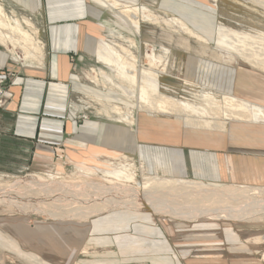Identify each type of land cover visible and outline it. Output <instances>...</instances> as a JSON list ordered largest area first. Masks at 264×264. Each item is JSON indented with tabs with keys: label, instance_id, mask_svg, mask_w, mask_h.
Masks as SVG:
<instances>
[{
	"label": "crops",
	"instance_id": "crops-1",
	"mask_svg": "<svg viewBox=\"0 0 264 264\" xmlns=\"http://www.w3.org/2000/svg\"><path fill=\"white\" fill-rule=\"evenodd\" d=\"M2 1L38 19L42 54L41 61L32 58L25 63L0 44V87L10 94L0 106V191L10 184L5 189L9 201H18L0 206V264H264V244L252 240L264 235L256 220L208 215L180 219L127 205L107 206L85 218L64 216L69 206L64 193L57 190L48 197L44 184L58 187L65 177L73 184L88 181L108 188L105 200L120 199L113 189L118 182L104 175L120 164L141 167L149 176L214 188L264 189V119H228L224 127L199 128L173 115L140 110L120 88L104 87L94 77L99 71L113 73L97 59L98 43L109 39L106 33L115 15L111 10L94 0ZM118 1L179 18L205 40L202 48L182 34V42L190 46L186 50L182 42L176 43V32L168 33L167 71L174 74L172 79L178 80V74L183 82L187 79L264 109V71L217 45L221 28L227 30L220 8L242 13L239 8L223 0ZM224 21L234 33L233 25ZM124 24L120 20L115 27L120 30ZM157 41L152 43L161 38ZM191 42L200 48L197 53L211 60L193 54ZM177 47L184 48L180 56ZM109 105L121 107L134 121L119 119ZM89 199L79 206L91 209L105 201Z\"/></svg>",
	"mask_w": 264,
	"mask_h": 264
},
{
	"label": "bare ground",
	"instance_id": "bare-ground-1",
	"mask_svg": "<svg viewBox=\"0 0 264 264\" xmlns=\"http://www.w3.org/2000/svg\"><path fill=\"white\" fill-rule=\"evenodd\" d=\"M94 1L117 15L121 21H124L133 30L134 35H140L141 22L151 21L152 23H156L158 20L161 21V19H152L151 17L153 14L147 9L121 3L118 0ZM227 1L230 4V8H239L242 13H236L231 9L225 8L220 11V15L230 19L236 27L241 28V31L247 29V33L252 37H227V39H225V44L241 58L260 67L264 71V12L256 9L257 7H254V5H251V0ZM254 1L260 3L258 0ZM260 4L264 5V3ZM162 20L163 23H168L164 25H167L172 32L185 33L199 42H205L201 36L189 29L181 19L174 16L164 19L163 16ZM25 27H27V29ZM38 36V30L34 28L28 18L22 17L19 19L13 16H7L0 3V44L12 52L14 59L17 61H24L25 63L32 58L41 61L42 44ZM124 41L127 42L129 46L136 44L135 39L131 37L124 39ZM146 43V41L143 42L145 47ZM184 47H187V45ZM160 48L159 46L156 50L161 54H165L164 50ZM17 50L21 51V55L18 56L16 54ZM153 54L154 50H151V53L146 52L145 56L148 60L146 63L141 64V62H138V58L130 52L129 48L114 43L110 45L103 41V46L101 44L98 45L97 59L111 68L115 75L112 74V76H108L103 71H99V73L96 72V75H94L96 82L105 84L104 87L107 88H120L124 94L136 101L140 110L167 113L168 115H173L182 120L183 123L188 126L199 128L212 126L224 127L228 119H264V109L261 107L249 106L244 101L231 95L221 93L220 91L202 85H196L189 81H184L180 87L175 88L182 92V96L191 98V101H181L175 97L161 94L159 92L161 89L165 90L168 88H166L164 83L158 82V79L162 78L163 74L155 70L156 65L153 62ZM146 64L148 65L147 67L145 66ZM151 78L153 80H151ZM125 82L133 84L135 89L129 88ZM109 109L111 112L116 113L119 119L123 121L129 123L134 121L133 117L130 116L131 114H124L119 106L111 105ZM111 175L115 178L124 177L129 181L134 180L141 186V190H137L129 185L115 184L113 189L118 195L121 194L119 195L120 199H114L115 195L113 196V194L110 193L114 198L109 196L110 199H112H106V201L104 199V193L108 188L105 189V187L100 184L93 185L88 181L87 183H84L85 181L83 182L86 185H83V183L73 184L62 182V184L54 188L49 187L48 184H44V187L43 185L41 187L48 190V197L53 193H59L58 191L64 193V199L65 202H67L66 206L69 205L62 211L65 217L85 218L89 216L90 213H97L100 209H107V206L127 205L132 208L148 207L156 213L180 219H194L203 215L248 221L264 219V189L261 188L236 186L214 188L195 181L164 178L161 176L153 177L144 173L141 167L138 169L133 164H120L115 166ZM20 181L18 180L17 182ZM24 182L26 181H23V183ZM16 183H14V187ZM8 185L10 186V184ZM30 185H32V183ZM8 187L6 188L5 186V189L8 190ZM22 187L21 184V188ZM111 187H109L110 190L112 189ZM89 189L93 190V193H90L91 190L89 191ZM16 190H18L17 187ZM7 193L0 191V204H8V202L12 204L13 199L9 201V195L7 196ZM82 197H89L92 200L94 198L98 200L104 199L105 201L102 202L101 205L99 204V207L89 209L83 205L89 203L91 200ZM26 200L28 201V198ZM52 200L54 201V199ZM180 200L181 202H179ZM44 201L42 203H44ZM16 202L13 201L14 204H16ZM20 202L22 203V201ZM79 203L84 204L79 206ZM32 204L34 205V203ZM75 205L77 206L75 207ZM252 240L257 244H264V235H256L252 237Z\"/></svg>",
	"mask_w": 264,
	"mask_h": 264
},
{
	"label": "rangeland",
	"instance_id": "rangeland-1",
	"mask_svg": "<svg viewBox=\"0 0 264 264\" xmlns=\"http://www.w3.org/2000/svg\"><path fill=\"white\" fill-rule=\"evenodd\" d=\"M223 1H226V2H228L227 0H223ZM230 1V0H229ZM252 2L250 3L251 5H254V7H255V5H260V8H262L261 9V11H263L264 12V8H263V6L264 5H261L260 3H262L260 0H258L260 3H257V2H255V1H253V0H251ZM0 3L2 4V7H3V9H4V12L6 13V15L7 16H10V17H17V18H19V19H21L22 17H26V18H28L29 20H30V22L32 23V25L34 26V28L36 29V30H38L39 31V21H38V19H36V18H33L32 16H30V15H28V14H26L24 11H21V10H15V9H11V8H9L6 4H4V2L2 1V0H0ZM213 3V2H212ZM215 3H217V2H215ZM138 7V6H137ZM222 9H225V8H220V10L219 11H221ZM258 10H260V9H258ZM150 12H152V14H153V16L151 17L152 19H161V21L160 20H158V22H156V23H152L151 21H146V22H143L142 24H141V26H140V35H134V32H133V30L124 22V21H122V22H124L125 24V27H123V28H121L120 30L118 29L119 28V26H117L118 28H116L115 26H116V23H118L119 24V22H120V20H119V18H118V16L116 15H111V17H110V23L111 24H109L110 26L108 27L109 28V30L107 31V33L106 34H109V39H106V38H102L101 40H100V43H98V44H101L102 46H103V41L104 42H106V43H108V44H118V45H120V46H124V47H127V48H129V50H130V52H132L133 54H135L137 57L136 58H138V60L141 62V64L143 63H146L147 62V58H146V56H145V53L148 51V49L150 48V52L149 53H151V50H154V54L152 55L153 56V58H154V63H155V65H156V71L157 72H161L162 74H163V76H162V78H159L158 79V82H161V83H164L165 84V86H166V88H168V89H161V91H159L161 94H163V95H166V96H171V97H175V98H177V99H180L181 101H191L192 99L191 98H189V97H184V96H182V92L179 90V89H177V88H175V87H180L181 85H182V83H184L182 80V78H180L181 76H179L178 74L177 75H175V76H177L178 77V80H176V78L175 79H172V75H174V74H169V72L167 71V69H168V54H169V50H170V47H171V40L170 39H168V33H170V31L171 30H169V28H168V26L167 25H164V24H168V23H163V20H162V17L163 16H160V15H157V14H159L157 11H154V10H149ZM156 13H154V12ZM217 12V11H216ZM13 13V14H12ZM170 16H164V19H167V18H169ZM118 18V19H117ZM222 18L224 19V20H227L228 22H230L231 23V25H233V27L235 28V32L233 33V28L230 26V25H228L224 20L222 21V26L223 27H225L227 30H229L230 29V33H233V34H230L227 30L225 31V30H223V28H221V30H220V35H221V37L219 38V40L217 41V45L218 46H222V47H225V48H227V49H229V50H231V51H233L231 48H229L226 44H225V39H227V37H237V36H244V37H247V38H250V37H252L249 33H247V29H245V30H242L241 31V28L240 27H236V25L230 20V19H227V17H223L222 16ZM152 23V24H151ZM153 24H155V25H153ZM160 29H159V28ZM26 29H27V27H25ZM122 29H127L126 31H128V34L126 33V32H124ZM112 32V33H111ZM39 33H40V31H39ZM177 34L176 35H174V38L176 39V43L177 44H179L180 42H182V40H184V38H185V36L184 35H182V34H185V33H181L180 34V32H176ZM110 34L112 35V36H110ZM173 34H174V31H173ZM185 35H187V34H185ZM188 36V35H187ZM122 37V38H121ZM128 37H131V38H133V39H135V41H136V44L135 45H133V46H129L128 45V43L127 42H124V39H126V38H128ZM158 37H160L161 38V42L160 43H158V44H153L152 43V40L153 39H155V42H158L157 40H160V38H158ZM167 37V38H166ZM189 37V36H188ZM192 38V37H191ZM152 39V40H151ZM123 40V41H122ZM141 40V41H140ZM165 40V41H164ZM147 42L146 43V47L144 46V44H143V42ZM199 42V41H198ZM191 44H192V47H193V49L195 50V52H193V54L195 53V54H197L199 57V59H203V61H208V59H210L211 60V58H210V56L209 55H203V54H199V53H201L200 52V48H198V45H197V43L196 42H191ZM181 45H183V46H185V45H187V47H185V49L186 50H188V48H190V46H188V43L186 42V41H183L182 42V44ZM199 45L203 48V43H201V42H199ZM161 47L160 49L161 50H164V53L165 54H161L159 51H157L156 50V48L157 47ZM166 46V47H165ZM184 48H182V47H177V55H179L180 56V54H182V53H184V50H183ZM134 50H137L135 53H134ZM204 50H206V49H204ZM220 50V49H219ZM156 51V52H155ZM191 51V50H190ZM197 52H199V53H197ZM206 52V51H205ZM235 52V51H234ZM236 53V52H235ZM143 54H144V58H143ZM237 54V53H236ZM184 55V54H183ZM238 55V54H237ZM193 63V62H192ZM98 66H100L101 67V65L100 64H98ZM146 67L148 66L147 64L145 65ZM105 71H107V72H109V69H106ZM113 75H115V73L113 72L112 73ZM170 77L171 78V81H168V78H166V77ZM165 78V79H164ZM151 80H153L152 78H151ZM185 82L186 81H189V80H184ZM169 82H171L172 84L173 83H176L175 85H177V86H175V85H170V84H168ZM189 82H191V81H189ZM98 83V82H97ZM125 84L129 87V88H132V89H135V86L133 85V84H130L129 82H125ZM103 86L105 85V84H102ZM202 86H204V85H202ZM110 88V87H109ZM111 89H115V88H111ZM132 99V98H131ZM134 100V99H133ZM135 101V100H134ZM136 102V101H135ZM109 106H111V105H109ZM109 106H108V108H109ZM110 110V109H109ZM162 114H165V113H162ZM167 114V113H166ZM165 114V115H166ZM168 115V114H167ZM119 117V116H118ZM128 163H130V162H128ZM113 171V167L111 168V169H107V171L104 173V172H102V173H104V175H106V176H108V177H111V179H113V183H116V182H118V184L117 185H119V184H123V185H129V186H133L135 189H137V190H141V186L136 182V181H134V180H132V181H129L127 178H124V177H113L112 175H111V173L110 172H112ZM99 180V179H98ZM66 183H68V182H72L70 179H68V178H66L65 177V180H64ZM73 182H75V181H73ZM76 182H79V181H76ZM3 192H5V193H7V190H5V189H3L2 190ZM82 198H89V197H82ZM193 201V200H192ZM179 202H181V200L179 201ZM67 203V202H66ZM0 206L1 207H9L10 205H8V204H0ZM258 222V225H260V226H258L260 229H262V231L261 232H263V233H261V234H264V226H262L261 224H263L264 223V219L262 220H258L257 221ZM249 223H251V222H249ZM252 224V223H251ZM253 225V224H252ZM264 225V224H263ZM260 235V234H259ZM251 243V242H250ZM261 245V247L263 246L262 244H260ZM263 250V249H262ZM261 250V251H262ZM262 252H264V251H262ZM261 258V257H260ZM264 261V260H263Z\"/></svg>",
	"mask_w": 264,
	"mask_h": 264
},
{
	"label": "built area",
	"instance_id": "built-area-1",
	"mask_svg": "<svg viewBox=\"0 0 264 264\" xmlns=\"http://www.w3.org/2000/svg\"><path fill=\"white\" fill-rule=\"evenodd\" d=\"M10 97V94L7 92L4 87H0V106L4 104L5 100Z\"/></svg>",
	"mask_w": 264,
	"mask_h": 264
}]
</instances>
